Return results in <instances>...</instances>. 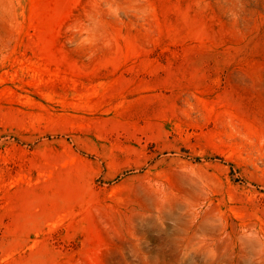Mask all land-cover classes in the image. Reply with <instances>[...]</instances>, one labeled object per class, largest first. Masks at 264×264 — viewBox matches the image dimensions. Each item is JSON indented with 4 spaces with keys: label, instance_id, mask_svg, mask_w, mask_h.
<instances>
[{
    "label": "rangeland",
    "instance_id": "1",
    "mask_svg": "<svg viewBox=\"0 0 264 264\" xmlns=\"http://www.w3.org/2000/svg\"><path fill=\"white\" fill-rule=\"evenodd\" d=\"M0 264H264V0H0Z\"/></svg>",
    "mask_w": 264,
    "mask_h": 264
}]
</instances>
